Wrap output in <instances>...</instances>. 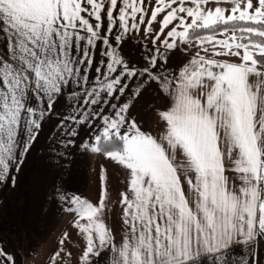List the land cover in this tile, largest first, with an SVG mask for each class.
<instances>
[{
    "label": "snow or ice",
    "instance_id": "snow-or-ice-1",
    "mask_svg": "<svg viewBox=\"0 0 264 264\" xmlns=\"http://www.w3.org/2000/svg\"><path fill=\"white\" fill-rule=\"evenodd\" d=\"M207 2L0 0V189L39 154L77 264H264V0ZM88 155L127 170L119 238L103 166L99 203L71 188Z\"/></svg>",
    "mask_w": 264,
    "mask_h": 264
},
{
    "label": "crops",
    "instance_id": "crops-1",
    "mask_svg": "<svg viewBox=\"0 0 264 264\" xmlns=\"http://www.w3.org/2000/svg\"><path fill=\"white\" fill-rule=\"evenodd\" d=\"M153 2L155 0H149L155 6ZM213 2L216 3V0ZM186 3L190 6L191 0H186ZM147 16L150 15L147 13ZM140 35H143V25ZM130 49L133 55L138 52L134 44L130 43ZM192 51L194 54L195 50ZM174 54L180 62L190 59L188 53L180 49ZM155 118L153 111L143 113L146 126ZM101 166L107 193L103 219L114 236L119 238L123 229L124 208L120 204V193L127 191V170L103 156H81L71 179V188L90 202L99 203ZM49 183L50 178L39 154H36L30 157L23 179L14 190L0 189V241L9 250L15 249L19 253L17 264H49V257L60 249H63L61 256L64 260H58V264H64L65 260L67 264H77L82 254L84 241L79 230L73 226V214L58 210L46 198ZM260 249L264 253V238L260 240ZM65 253L68 255L65 256Z\"/></svg>",
    "mask_w": 264,
    "mask_h": 264
},
{
    "label": "rangeland",
    "instance_id": "rangeland-1",
    "mask_svg": "<svg viewBox=\"0 0 264 264\" xmlns=\"http://www.w3.org/2000/svg\"><path fill=\"white\" fill-rule=\"evenodd\" d=\"M153 3H154V2H153ZM185 3H186V0H185ZM186 4H188V3H186ZM154 5H155V3H154ZM214 5L217 6L216 3L213 2V0H208L207 4H204V5H202V6L205 8V10H207L209 7H211L212 9H214V8H215ZM186 6H188V5H186ZM190 6H191V5H190ZM219 6H221V7H230V4H229V6H227V3H225V1H224V2H221V1H220ZM148 14L150 15V10H149ZM182 15H183V14H182ZM162 16H163L162 13H158V19H162ZM190 19H191V18H188V21H190ZM188 21H186V22H188ZM145 23H147V22H145ZM153 26L158 27V25L155 24V22H154V25H153ZM32 157H33V156H32ZM32 171H33V170H32Z\"/></svg>",
    "mask_w": 264,
    "mask_h": 264
}]
</instances>
